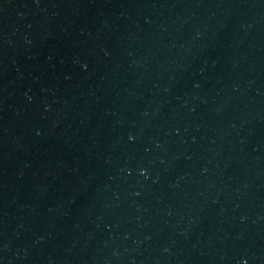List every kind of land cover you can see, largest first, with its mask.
<instances>
[{"label":"water","instance_id":"1","mask_svg":"<svg viewBox=\"0 0 264 264\" xmlns=\"http://www.w3.org/2000/svg\"><path fill=\"white\" fill-rule=\"evenodd\" d=\"M0 264H264V0H0Z\"/></svg>","mask_w":264,"mask_h":264}]
</instances>
